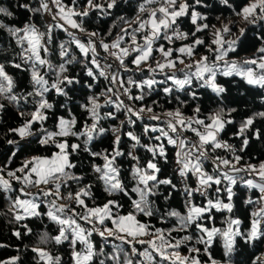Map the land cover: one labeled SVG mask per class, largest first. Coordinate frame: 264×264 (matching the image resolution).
<instances>
[{
	"label": "snow or ice",
	"instance_id": "snow-or-ice-1",
	"mask_svg": "<svg viewBox=\"0 0 264 264\" xmlns=\"http://www.w3.org/2000/svg\"><path fill=\"white\" fill-rule=\"evenodd\" d=\"M15 9L0 5V219L19 243L0 264H264V0Z\"/></svg>",
	"mask_w": 264,
	"mask_h": 264
},
{
	"label": "trees",
	"instance_id": "trees-1",
	"mask_svg": "<svg viewBox=\"0 0 264 264\" xmlns=\"http://www.w3.org/2000/svg\"><path fill=\"white\" fill-rule=\"evenodd\" d=\"M0 5L10 6L12 8V10L16 12V15L14 17L13 22L20 21V20H22L24 18L23 10H16L15 9V0H0ZM120 14L131 15L132 12H131L130 9H128L127 5H123L121 11L117 12V15H120ZM112 19H114V17L113 18H106V22H100L98 24H94L93 26L97 27V28H100V29H103V30L106 31L108 25H110L112 23ZM248 37H249V39L246 40L244 42V44L242 45V47H241V50H240V53H239L241 56L250 55L251 52L254 50V49L251 48L252 34L249 33ZM60 38L63 39L65 37H64L63 34H60ZM6 42H7L6 34H0V45H4V44H6ZM227 86L230 87V98H232L235 101H237L238 102V106L240 108L243 109V108H245L246 105L249 108H256L257 107V104L255 102L256 98H255V96L252 93H248L247 95H245L243 97L240 96V92L244 91V86H241L239 88L236 85H231V84H229ZM5 120L8 123H11L12 122L11 114L6 116ZM6 147H7L6 145H4L3 143H0V153H3L6 150ZM262 150H264V148H262L261 145H259L258 143L254 144L253 147H252V151L254 153H258V152H260ZM9 236H10V232H9L8 226L6 225V223L2 219H0V242L12 244L13 247L16 244L19 243L18 241H15L14 238L9 239L8 238ZM12 252H13L12 248L0 249V257H3V256H5V255H7L9 253H12Z\"/></svg>",
	"mask_w": 264,
	"mask_h": 264
}]
</instances>
